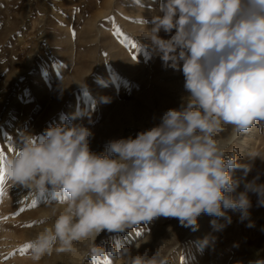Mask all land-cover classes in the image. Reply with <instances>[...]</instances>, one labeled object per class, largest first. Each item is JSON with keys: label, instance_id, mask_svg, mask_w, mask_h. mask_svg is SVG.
<instances>
[{"label": "clouds", "instance_id": "clouds-1", "mask_svg": "<svg viewBox=\"0 0 264 264\" xmlns=\"http://www.w3.org/2000/svg\"><path fill=\"white\" fill-rule=\"evenodd\" d=\"M152 13L150 21L139 17L142 38L163 68L182 73L188 95L179 108L166 110L158 125L135 138L109 141L103 154L91 151L89 127L66 122L39 136L21 130L14 154L0 159L12 185L51 191L57 201L44 217L52 223L28 242L34 261L53 251L78 254L76 245L85 243L94 264L109 258L114 264H170L163 245L151 255H132L126 247L109 254L96 237L160 216L195 231L198 217L207 214L217 218L210 223L219 231L225 225L218 218L231 223L227 210L250 218L248 191L264 206L258 176L233 196L240 181L232 171L242 168L247 176L251 165L237 163L238 148L228 152L241 133L264 131V0H158ZM249 156L264 160L256 151ZM249 264H264V257L258 253Z\"/></svg>", "mask_w": 264, "mask_h": 264}, {"label": "rangeland", "instance_id": "rangeland-1", "mask_svg": "<svg viewBox=\"0 0 264 264\" xmlns=\"http://www.w3.org/2000/svg\"><path fill=\"white\" fill-rule=\"evenodd\" d=\"M157 7L158 0H141V5L135 0H0L3 159L14 154L21 130L39 136L46 128L66 122L89 127L94 133L91 151L103 154L109 141L135 138L158 125L166 110L179 108L188 95L184 77L163 68L159 57L149 54L150 41L142 38L141 22H137L141 15L150 21ZM116 26L123 35L116 34ZM160 35L168 38L163 32ZM128 40L136 48L129 47ZM232 147L239 150L238 164L251 165L247 176L242 168L232 171L240 181L233 193L236 197L254 177L264 184V160L249 156L251 151L264 155V131L253 127L232 142L229 153ZM2 187L0 264H94L87 258L85 243L76 245L78 254L53 251L32 260L31 249H21L52 223H45L44 217L56 206L50 203L57 201L51 191L33 192L12 185L6 177ZM248 197L250 218L241 220L239 211L227 210L231 223L218 218L225 225L219 231L210 223L217 218L207 214L198 217L195 231L176 218L160 216L135 229L105 230L95 244L109 254L113 247H126L132 255H151L163 245L170 264H249L258 253L264 257V206L258 204L257 193L248 191ZM33 201L36 207H28ZM21 208L26 210L14 215ZM249 220L253 227L247 226ZM205 237L210 239L207 245ZM108 261L114 264L111 258L104 264Z\"/></svg>", "mask_w": 264, "mask_h": 264}, {"label": "snow or ice", "instance_id": "snow-or-ice-1", "mask_svg": "<svg viewBox=\"0 0 264 264\" xmlns=\"http://www.w3.org/2000/svg\"><path fill=\"white\" fill-rule=\"evenodd\" d=\"M110 19H112L113 23H115L114 18H110ZM137 22L140 23L141 21H137ZM116 34L117 35H123V33H121V31L119 29V26H116ZM73 36H75V33H73ZM125 39H127V38H125ZM127 43H128L129 47H131L133 49L136 48V45L131 40H128ZM0 159H3V153H0ZM3 183H4V177L0 176V202H2V197L4 195L3 187H2ZM28 207H31V208L36 207V202L33 201L31 204L28 205ZM25 210H26L25 208H21L14 215H19L20 213H22ZM4 219H7V217H5ZM28 248H30V245L26 244V245H24L23 249H21V250L26 251ZM107 264H111V261H108Z\"/></svg>", "mask_w": 264, "mask_h": 264}, {"label": "bare ground", "instance_id": "bare-ground-1", "mask_svg": "<svg viewBox=\"0 0 264 264\" xmlns=\"http://www.w3.org/2000/svg\"><path fill=\"white\" fill-rule=\"evenodd\" d=\"M21 15V14H20ZM22 18V17H21ZM24 19V18H23ZM131 111V110H130ZM115 133V132H114Z\"/></svg>", "mask_w": 264, "mask_h": 264}]
</instances>
